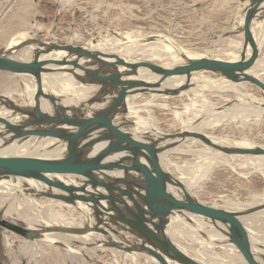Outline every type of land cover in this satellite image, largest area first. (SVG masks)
<instances>
[{"label":"rangeland","instance_id":"obj_1","mask_svg":"<svg viewBox=\"0 0 264 264\" xmlns=\"http://www.w3.org/2000/svg\"><path fill=\"white\" fill-rule=\"evenodd\" d=\"M239 4L238 0H0V32L2 33L3 31V33H6V35H4L9 37L25 27L29 31H35L37 33L36 39L34 40L35 42L40 43V40L46 39L61 44H73L81 47L85 45L89 46L92 39L95 42L101 39L102 36L104 37L106 33V36L116 39L117 31L121 33L129 32L132 34V39L134 38L136 43L131 46L133 53L130 59L128 58L129 61L134 60L135 62L141 61L142 59H144V61L151 60L150 62L167 67L164 65L166 63V58L158 55H153V57L149 56L146 51V46L156 44L164 37L168 40L170 39L176 48H180L181 50H194L195 52L205 54L210 52L211 49L216 50L219 48L217 49V54L219 53L218 55L221 57L224 56V59L226 56L223 49H227L229 52H234L235 50L233 49H236L241 56L244 36L239 34V29L241 28V21L245 11L243 12L244 9H242L240 17L236 19V15L234 18L236 8L239 7ZM19 17H25V20L19 21ZM259 21L262 23L258 24L259 28L258 25H254L258 30H255L256 33H254L255 28L253 26V35L259 45L258 47L261 49L257 63L254 69H252L254 73L252 70L250 73L256 74L258 77L260 76L259 78L264 80V33H261L262 31L264 32V14L257 22ZM118 39L121 38L119 37ZM124 40L125 39H121L119 42L123 43ZM29 42L30 41L27 43ZM101 43L102 39L100 44ZM2 44H4L3 40L0 41V47ZM117 47L121 49V47L123 48L125 45L121 44V46L117 45ZM250 51L251 48L249 46L246 53ZM145 56L150 58H146ZM142 68L143 67L138 69V78H143L147 75V78H153L152 82L157 81V74L146 68H143V71ZM148 71H150V73ZM9 73L10 72L0 71V74ZM140 73L143 75L141 76ZM198 74L199 73H194L191 79L195 87L199 85L197 83H199V81L201 82V80H210L200 79L193 81ZM15 75H13V80L17 82L18 79L20 82V79L23 78H27L28 81L34 80L33 76L30 77L31 75L18 74L20 78L18 75ZM212 77L213 82H207V84L211 83L209 84L211 87L207 86V90L205 88H196V90H192L193 88L191 89V87H189V89H187L188 91L183 90L176 96H166L164 94L161 96L160 93L157 92H150L151 94L149 92L142 94L137 93L133 95L134 99L132 96H129L127 99L130 101L127 100L126 104L129 120H132L136 124V122H139L141 119L140 122L141 125H144L143 128H145V131H160L162 134H165V138L167 139L181 131L182 126L180 119H184L185 121H188L190 118L197 119L188 125L189 130L205 128V132H208L213 137L221 138L223 144H227H225L226 146H235L231 141L240 142V140L244 139V136L248 137L247 140L254 141L256 145H264V92L256 85L249 82H241L236 85V83L233 84L231 81L233 85L232 87H228L227 84L230 82L229 78H224L225 76L223 77V75H216V73L213 74ZM147 78L145 77L143 80ZM224 79H226V81ZM218 80L222 82H220L222 85L218 83ZM175 82L178 83L182 81L178 79V81L176 80ZM214 82L218 84L213 85ZM177 83H175V85H177ZM172 84L168 86L169 89L176 88V86H172ZM234 85L235 87H233ZM43 87L47 88V86L44 85ZM214 87L215 89L213 90L212 88ZM221 87L225 89H221ZM49 88H59V86L52 84ZM2 90H4V86L0 85V91ZM20 90L25 93L24 87H21ZM58 93L63 96L65 92L63 89H58ZM202 93H204V96L206 95L204 99ZM72 94L77 96L80 94V91H78L77 88V91L72 92ZM153 94L155 97L158 95L157 99ZM251 99H257L256 103ZM25 100L29 104L34 105V103L28 101V99ZM150 100L153 104L152 102L150 103ZM206 101L208 103H206ZM210 102L213 106H210ZM257 102H261V104L259 103L260 105H258ZM217 106L219 107L217 108ZM214 107L217 109L216 112L212 111ZM236 110L240 115L235 114ZM148 120L151 122L148 123ZM209 122L211 124H209ZM201 123L206 124L202 126L203 124ZM135 130L136 128L132 131ZM143 135H145L144 132ZM146 135L148 134L146 133ZM146 137L147 136H144L143 139ZM202 149H204V145L194 143L191 140L189 142L186 141L181 145L180 149L174 150L169 154V160L166 163L169 168L166 165L165 167L177 177L181 175V173H185V176L190 178L189 174L193 173V175L191 174V178L193 177V179L198 181L195 187V194L198 195V198L202 202L217 207L230 208L233 212H237L239 214L238 216L242 218H250L256 215L252 211L255 210L256 206L261 205L262 199L260 198L257 200L256 196L264 193L263 172L252 165L250 166L248 163L242 165V161L238 158L224 159V161L220 159L221 163L218 161L219 164H214L208 172L198 173L195 165L198 166L199 159L201 160L204 155V152H200ZM43 200L46 201L47 199ZM259 219L255 220L257 224L254 226L257 228V233L260 234L261 240H264V220ZM10 220L16 221L14 219ZM17 222L21 223V221ZM217 229L223 233L221 229ZM44 230L52 231V229ZM2 231L3 228L0 227L1 264H15L19 259L23 262L22 264H145L144 258H141L140 262L135 259L125 258L123 257V252H119L121 255L119 259H117L114 257V252L111 249L92 248L97 243L87 244L88 246L83 249L78 246L77 250L69 256L64 243L57 242L50 246L45 244V241H33L31 245L39 243L40 248L39 250L34 248L32 253L30 252L26 255L23 252V242L28 240L17 233V235L14 234L16 235L14 236L16 237V241H14L15 243L11 246L12 249L9 251V247L4 243V233ZM261 231H263V233ZM76 244L80 245V242H76ZM106 245H108V243H106ZM216 251H219L218 247ZM13 254L16 255L17 260ZM34 257L36 258L34 259ZM212 262L216 263L218 261L215 258ZM151 264L153 263L151 262Z\"/></svg>","mask_w":264,"mask_h":264},{"label":"water","instance_id":"obj_2","mask_svg":"<svg viewBox=\"0 0 264 264\" xmlns=\"http://www.w3.org/2000/svg\"><path fill=\"white\" fill-rule=\"evenodd\" d=\"M245 8L243 34L245 45L250 44L249 56L242 54L239 60H225L211 57L195 59L187 64L166 69L149 61L129 62L116 54H107L92 49H84L79 45L53 42L45 48L35 51L32 60H19L8 53L0 51V71L24 73L37 80V92L34 96L35 106H18L5 94H0V101L10 110L22 114L27 119L16 124L0 115V123L4 124L13 139L25 136L58 137L67 142V153L61 158H41L34 156H0V177L18 175L32 177L57 188L60 193H52L51 197L76 204L81 201L90 206L95 216V225L91 230L109 236L111 233L121 236L127 232L133 238L126 244L115 240L111 246L126 251H136L152 256L157 264H205L189 256L181 250L167 234L168 215L189 212L224 222L232 243L239 249L248 264H264V257L255 253L247 242V233L237 217L228 210L210 206L198 201L185 184L171 172L167 171L159 160V149L154 144L137 139L115 122L120 107L124 104L131 90L137 88H158L162 82L173 74H190L193 71L209 70L225 75L233 82H250L264 91V80L250 73L259 58V47L253 35V22L263 10L264 0H249ZM27 45L25 41L22 43ZM53 50L67 52L64 58L41 59L42 54ZM75 59H71L72 56ZM90 60L82 63L81 60ZM56 65L67 71L82 70L86 80L100 81L108 88L111 100L100 112L87 114L69 106L58 103L57 99L45 93L42 73L47 66ZM100 65L104 71H95ZM119 65L129 68L124 73L114 69ZM63 66V67H62ZM140 66H147L161 75L156 83L142 79H125L134 76ZM163 94H176L178 89H157ZM48 99L53 109L61 110L56 116L43 110L40 97ZM70 127L72 129H67ZM99 132L86 139L87 132ZM188 136L195 137L211 144L213 148L225 153H264V149H232L217 145L204 134L190 131ZM172 138V137H171ZM99 144H105L97 147ZM164 148V147H163ZM110 154H136L143 156L149 166V172H128L125 164L111 163L105 160ZM118 167L125 169L117 174ZM73 175L82 178L80 183H67L49 176ZM125 196L133 202L130 205ZM0 227L31 239L38 233L18 223L0 219ZM1 264V262H0Z\"/></svg>","mask_w":264,"mask_h":264},{"label":"bare ground","instance_id":"obj_3","mask_svg":"<svg viewBox=\"0 0 264 264\" xmlns=\"http://www.w3.org/2000/svg\"><path fill=\"white\" fill-rule=\"evenodd\" d=\"M249 2H250L249 0H240L241 5L239 8L240 9H245V8L247 9V7L249 6ZM263 6H264V4H263ZM263 14H264V11L262 10L257 15V17L255 18V20L253 22V26L255 24L258 25V24L262 23L260 21L259 22H257V21L261 16H263ZM244 16H245V13L243 14V18L241 21V28L239 29V34L243 35V36H244V34H243ZM19 18H20L19 21L25 20V17L24 18L19 17ZM254 28H255L254 33H256L255 30L256 31H258V30L256 29L255 26H254ZM258 28H259V25H258ZM252 32H253V27H252ZM260 32H258V33H260ZM261 33L263 34L264 32L262 31ZM4 34L6 35V33H3V31H2V33L0 32V41L1 40L4 41V44H2L0 47L1 53H3V54L8 53L13 58H17L19 60H24V61L32 60L34 58L36 50L41 49V48H45L49 44L55 42V41L46 40V39L40 40V43L35 42L34 40L36 39L37 33L35 31H29L25 27H24V29H21L20 31L10 35L9 37L5 36ZM106 35H107V33H106ZM106 35H104V37L102 36V38H101L102 43L101 44H100L101 39H99L95 42L93 41V39L92 40L90 39L91 44L89 46L85 45V46H83V48L84 49L90 48V49L95 50V51H101V52L109 53V54H116V55H119L120 57H123L127 61H129L128 58L130 59V57L133 53V49L131 46H132V44H136L134 38L132 39V34L129 32L121 33L120 31L119 32L117 31V36L115 37L116 39H114L113 37L112 38L108 37ZM119 37L121 39H125L123 43L119 42V41H121V39H118ZM138 38H139V36H138ZM170 38H173V37H170ZM25 41L26 42L30 41V42L27 43V45H23L22 43H24ZM157 41H159V40H157ZM150 42H151V40H150ZM139 43H140V41H139ZM99 44H100V47H99ZM121 44L125 45V47H123V48L121 47V49H119L120 47H117V45L121 46ZM70 45H73V44H70ZM249 46H250L251 51H252V47L250 44L245 45V43H243L241 55L243 53L246 54V56L250 55L251 51L246 53ZM146 49H147L146 50L147 54H149V56L153 57V55L154 56L158 55V56L166 58V63L164 65H166L167 67H164L161 65L162 67H164L166 69H171V68H174L178 65L187 64V63H189L195 59L202 58V57H211V58H218V59H223V57H224V56L221 57L220 55H218L219 53L217 54V49H219V48H217L216 50L211 49L210 52H207L205 54L195 52L194 50H185V49L181 50L180 48H176V46L173 44V42H171L170 39L168 40L166 37L161 38L160 41L156 44L146 46ZM260 49L261 48L259 47V51H260ZM136 50H135V52H136ZM233 50H235V51L229 52V51H227V49L226 50L223 49V51L225 52V56H226V58H224L225 60H239L241 58L240 54H238V51L236 49H233ZM207 51H208V49H207ZM136 53L138 54V52H136ZM141 53H144V52H141ZM66 55H67L66 51L53 50L52 52H50L48 54H42L41 59L64 58V57H66ZM239 56H240V58H239ZM75 57L76 56L73 55L71 57V59H75ZM142 58H140V59H142ZM146 58H150V57H146ZM142 60L144 61V59H142ZM161 60H162V58H161ZM89 61L90 60H84V59L81 60V62L83 64L89 63ZM150 61L151 60H149V62ZM129 62H134V60L129 61ZM135 62H139V61H135ZM64 67H69V66H64ZM64 67L59 68V66H56L53 64L47 66V71L42 73L43 85L47 86V88H44L45 93L55 97L57 99L58 103H60L62 105L69 106L75 110H78L80 112L87 113V114H94V113L100 112L101 110H103L108 105V103L111 100V95L109 93L108 88L105 87L103 85V83H101L100 81L86 80V78L84 76V72L82 70H78V69L74 70V71L60 70V69H68V68H64ZM141 67L146 68L147 70H150L151 72L157 74L158 75L157 79L154 76V78L157 81L160 79L161 75L158 74L157 72H155L153 69H151L147 66H140L139 68H141ZM254 67L255 66H253V68H251L249 70V72H251V70L254 69ZM143 68H142V70H143ZM128 69L129 68H127L124 65H119V66H117V68L114 69V72L120 71V72L124 73V71H127ZM146 69H145V71H146ZM95 71H104V70L100 65H97V66H95ZM150 71H148V72L150 73ZM252 72H253V70H252ZM141 73H140V75L142 76L143 74H141ZM194 73H199V74L195 77V79H193V81L200 80V79H210V80H207V81L201 80V82L199 81V83H197L199 85H197L195 87V85L191 81L192 75ZM215 73H216V75H223V74L213 72V71H209V70L193 71L190 74V76H188L187 74H173V75L168 76L158 88H153V89L149 88L145 91H144V89H146V88H137V89L131 90L132 92H130L127 95V98H129V96L133 97V95L137 94V93L142 94V93H147V92H149V93L150 92H156L157 89H166V90L178 89V93H176V94H171V93L164 94L166 96L167 95L168 96H176L179 93H181V91H183V90L188 91L187 89H189V87H191V89L193 88L192 90H194V89L196 90V88L197 89L198 88H205L206 89L207 86L211 87V85H209L211 83L207 84V82L213 80L212 75ZM15 74L18 75V74H24V73H11L10 72L9 74H0V85L4 86V90L0 91V94L7 95L8 98L10 100H12L18 106H23V107L35 106L34 96L37 92V87H38L36 78L33 76L34 80H29V81L27 78H23V79H20V82L18 79V82H17L16 80H13V75H15ZM25 75H29V74H25ZM224 76L225 75H223V77ZM18 77H19V75H18ZM30 77H32V75ZM145 77L147 78V75L144 76L143 78H145ZM139 78H141V77H139ZM139 78H138V71L134 76L125 77V79H127V80L128 79H139ZM143 78H141V79L143 80ZM219 78H221V77H219ZM224 78H226V76ZM178 79H180V81H182V82H178V83L175 82L176 80L178 81ZM221 79H223V78H221ZM21 80H22V82H21ZM146 80L144 79V81H146ZM152 80H153V78L152 79L149 78L146 82H150V83H156L157 82V81L152 82ZM219 80H218V83L221 82ZM224 80L226 81V79H224ZM232 82L230 80V82H229V84H227V86L232 87V85L234 83H236V85H237V83L238 84L241 83V82H233V84H232ZM175 83H177L178 86L181 83L182 84L178 87L177 85H175ZM218 83L214 82L213 85L214 84L216 85ZM227 83H228V80H227ZM52 84L59 86V88H49V86ZM171 84H172V86L173 85L176 86V88H173V89L170 88L169 89L168 86ZM223 84H226V83H223ZM21 87H24L25 93H23L20 90ZM233 87H235V85ZM238 87H239V85H238ZM77 88H78V91H80V94L75 96L74 94H72V92L77 91ZM58 89L64 90L65 93L63 96L58 93ZM212 89L214 90L215 87ZM216 89H218V88H216ZM221 89H225V88L221 87ZM260 90L262 92H264L262 89H260ZM157 93H160V92H157ZM183 93H185V92H183ZM194 93H195V91H194ZM162 94L163 93H160L161 96H162ZM203 94L204 93H202V95ZM156 96L158 97V95H156ZM182 96H183V94H182ZM205 96L203 95V99ZM147 97H148V95H147ZM154 97H155V95H154ZM157 97H155V98L157 99ZM196 97H198V96H196ZM200 97H201V94H200ZM127 98H126L124 104L120 107V109L117 113L115 122L117 123V125L121 126V128L123 130L128 131L129 133L133 134L137 139L143 140L146 142H150V143L154 144L156 147H158L159 149H163V151L159 153V160H160L162 166L167 171L171 172L168 169L169 167L166 165V163L169 160V154L172 153L174 150L180 149L181 145L183 143H185L186 141L189 142L191 140L194 143H200V144L204 145V149H202V151H200V152H204L203 153L204 155H203V157L201 156L202 157L201 160L199 159L198 166L195 165V168H197L198 173L199 172H201V173L202 172L203 173L208 172L209 170H211V168L214 166V164H219V162L221 163L220 159L224 161V159H238L239 158L242 161V165L243 164L246 165L248 163V164H250V166L252 165L253 167L262 171L264 174V153H258V152H253V153H225L221 150L213 148L211 144H208L207 142H205L203 140L188 136L187 133L190 131L202 133L206 137L210 138L213 143L227 147V148H232V149H264V145H260V144L256 145L254 141L247 140L248 137L244 136L243 137L244 139L240 140V142L231 141L232 144L234 143L235 146H233V147L232 146L231 147L226 146L227 144L226 143H225L226 145L223 144V140L221 138L213 137L208 132H205V128H197V129L189 130L188 125H190L195 120H197V119H191V118H190L191 120L189 119L188 121H185L184 119H180L181 120V126H182L181 131L176 133L175 135H173L172 138L166 139L165 134H162L160 131H157V130L153 131L154 133L149 132V131H145V128H143L144 125H141V122H140L141 119L139 120V122H136V124L132 120H129L127 109H126L127 100H129ZM25 99H28V101L34 103V105L29 104ZM40 99H41L40 101H41V106H42L43 110L48 111L51 114L56 115V116H58L62 113L61 110H59V109H56V110L53 109V107L49 103L48 99L44 98L43 96H41ZM133 99H134V97H133ZM251 100H253V99H251ZM253 101L256 103L257 99H255ZM151 102L152 101L150 100V103ZM193 103H194V100H193ZM206 103H208V102L206 101ZM259 103L261 104V102H257L258 105H260ZM152 104H153V102H152ZM210 104H211L210 106H213V104L211 102H210ZM130 106H131V104H130ZM195 106H196V104H195ZM234 106H235V104H234ZM145 107H147V106H145ZM197 107H199V106H197ZM218 107L219 106H217V108ZM262 107H263V105H262ZM132 108H134V107H132ZM134 110H136V109H134ZM212 111L216 112L217 109L214 107L212 109ZM231 112H233V111H231ZM237 112L238 111L236 110L235 114H239ZM207 113H209V112H207ZM0 115L9 119L11 122L16 123V124H21L27 119L26 116L19 114V113H16L13 110H10L1 101H0ZM225 116H227V115H225ZM150 122L151 121H149L148 123H150ZM122 124H124V125H122ZM201 124H203V123H201ZM204 124H206V123H204ZM204 124L202 126H204ZM209 124H211V123L209 122ZM135 128H136V130L132 131ZM67 129H72V128L67 127ZM98 132H99V130H90L89 132H87L86 139L93 137ZM143 132L145 133V135H143ZM146 133L148 135H146ZM144 136H147V137L145 139H143ZM103 145H105V144H99L97 147H102ZM66 147H67V142L63 139L58 138V137L30 135V136H25V137L20 138V139H13L11 134L7 130H5L4 124L0 123V156H34V157H41V158H61V157L65 156L67 153ZM105 160L108 162H111V163L125 164L126 167L129 169L128 172H135V171L139 172L140 171V172L148 173L150 171L146 159L141 155H136V154H110L105 158ZM229 164H230V162H229ZM165 165L168 168L165 167ZM114 168L116 169L117 174L120 175V174L124 173L125 169H121L118 167H114ZM179 170H181V169H179ZM235 170H236V168H235ZM184 172H186V171H184ZM191 174L193 175V173H191ZM191 174H189L190 178H187L185 176V173H183V174L181 173V175H178V177L177 176L176 177L178 179H180L185 184V186L190 191V193L198 201L202 202L198 198V195L195 194V187L197 186L198 181L196 179H193V177L191 178ZM49 176H51L52 178H54L56 180L64 181L67 183H73V184L80 183V181L82 180V178H79V177L73 176V175H56V174L51 175V174H49ZM6 177L8 179H2V178H6ZM6 177H0V219H7L8 218L7 220L14 222V223H18V224H20L26 228L33 229L38 233V236L31 238V239L23 237L26 240H28V241L23 242L24 243L23 244L24 245L23 246V252L26 255H28L30 252L32 253L34 248L39 250L40 244L36 243V245H31L33 243V241H38V242H39V240L45 241L44 243L48 244L50 246H52L54 243H57V242L64 243V245L66 246V251L68 252L69 256L72 255L76 251L75 248L77 249L78 246H80L81 249H83L84 247L88 246L87 244H93V243L96 244L97 243L92 248H97V249L101 248V249H107V250L111 249L114 252V254H113L114 257L117 259H119L120 255H121V253H119V252H123V255H124L123 257H125V258L140 260V262H141V258H144L145 264H151V262L153 264H157L156 260L150 255H147V254H144L141 252H136V251L122 250L121 248H118L117 246L114 247V246H111L109 244V242L112 243L113 240H115L117 242L122 241L124 244H126L127 239L132 241L133 238L127 232L123 231L121 236L115 235L113 233H111L109 236H105L103 234L93 232L91 230V228L95 225L96 220H95V216H94L92 208L90 206H88L86 203H83L81 201H77L76 204H71V203H67L63 200L53 198L50 196V194L60 193V191L57 188H54V187L46 184L45 182L40 181V180L35 179V178H32V177H23V176H18V175H16V176L11 175V176H6ZM196 190H197V188H196ZM125 197H127V196H125ZM256 198H257V200H259L260 198L262 199L261 205H259V203L257 202V204L259 206H256L255 210L252 211L256 215H253L250 218L239 217L238 216L239 214L237 212H233V210H231L230 208H226V207L222 208L221 206L220 207L218 206V208L228 210L237 217V219L241 222V224L244 226V228L246 230L247 242H248L249 246L251 247V249L255 253L264 257V240H261V238L259 236L260 234L257 233V231H256L257 228L254 226L255 224H257V223H255L256 222L255 220H257L259 218L264 220V193L258 194L256 196ZM43 199H47V200L44 201ZM130 201H131V199H130ZM202 203H204V202H202ZM132 204H133V202H132ZM132 204H130V205H132ZM204 204H207V203L205 202ZM208 205H210V204H208ZM210 206H214V205H210ZM214 207H217V206H214ZM31 211L32 212L34 211L33 212L34 214ZM10 219H14L16 221H12ZM167 219H168L167 234L176 243V245L181 250H183L186 254H188L189 256H191V257H193V258H195V259H197L200 262H203L205 264H248V262L242 256L239 249L232 243L230 234H229L228 229H227V226L224 222L216 221V220L207 218L205 216L198 215L195 213H189V212L170 214V215H168ZM17 221H21V223L17 222ZM262 226H263V224H262ZM217 228L221 229L223 231V233H221ZM260 228H261V226H260ZM44 229H52V231L51 230H44ZM2 232L4 233V235H3L4 236L3 237L4 243L9 247V251H10L12 249L11 246H13L15 243L14 241H16V237H14V236H16L17 234L15 232H12V231L4 229V228H3ZM261 232L263 233V231H261ZM14 234H16V235H14ZM76 242H80V245L76 244ZM106 243H108V245H106ZM217 247L219 248V251H216ZM14 257L16 259V255H14ZM36 257H34V259ZM215 258L218 261L216 263L212 262V260L214 261ZM31 261H32V259H31ZM22 263L23 262H21V259H19L15 264H22ZM172 264H181V263L173 262Z\"/></svg>","mask_w":264,"mask_h":264},{"label":"crops","instance_id":"obj_4","mask_svg":"<svg viewBox=\"0 0 264 264\" xmlns=\"http://www.w3.org/2000/svg\"><path fill=\"white\" fill-rule=\"evenodd\" d=\"M239 1V3H240V0H238ZM240 5L241 4H239V7H240ZM239 7H237L236 8V11H235V15H234V18L236 17V15H237V17H236V19H238L239 17H240V14H241V11H242V9H240ZM239 23V22H238ZM126 198V200L129 202V204H132V202L130 201V199L128 198V197H125ZM75 250H77L76 248H75ZM105 250H107V249H105ZM138 261H140V260H138Z\"/></svg>","mask_w":264,"mask_h":264}]
</instances>
